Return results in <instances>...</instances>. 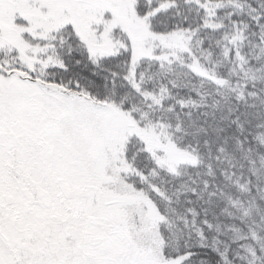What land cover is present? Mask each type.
I'll list each match as a JSON object with an SVG mask.
<instances>
[{"label":"snow or ice","instance_id":"obj_1","mask_svg":"<svg viewBox=\"0 0 264 264\" xmlns=\"http://www.w3.org/2000/svg\"><path fill=\"white\" fill-rule=\"evenodd\" d=\"M0 264H264V0H0Z\"/></svg>","mask_w":264,"mask_h":264}]
</instances>
